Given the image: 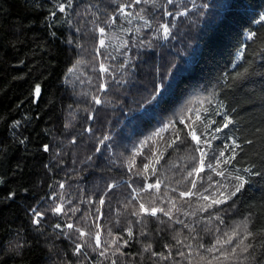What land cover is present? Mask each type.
I'll return each mask as SVG.
<instances>
[{"label": "trees", "instance_id": "trees-1", "mask_svg": "<svg viewBox=\"0 0 264 264\" xmlns=\"http://www.w3.org/2000/svg\"><path fill=\"white\" fill-rule=\"evenodd\" d=\"M261 17L264 0H0V264H218L207 249L244 224L252 247L224 264H264Z\"/></svg>", "mask_w": 264, "mask_h": 264}, {"label": "snow or ice", "instance_id": "snow-or-ice-1", "mask_svg": "<svg viewBox=\"0 0 264 264\" xmlns=\"http://www.w3.org/2000/svg\"><path fill=\"white\" fill-rule=\"evenodd\" d=\"M136 2L138 3L139 0H136ZM61 11L64 10L63 6H61ZM261 19H264V17H261ZM163 27V26H162ZM99 31L101 33H103L104 29L103 28H100ZM164 32L167 33L168 32V28L167 27H164ZM249 38H252L254 37L256 34L255 33H249ZM101 45H103V40L100 41ZM101 68L103 69V65H101ZM35 93L36 95H39L40 93V89L39 87L37 86L36 89H35ZM101 101L99 99L96 100V103H100ZM197 120H199V117H197ZM232 121L227 117L225 116V123L223 125L224 128H227L229 124H231ZM216 132H220L221 131V128L217 127L215 129ZM188 135L191 136V139L196 143V144H209L210 141H201V138L200 136L197 135V132H196V129L194 126H191V131L188 133ZM176 139L179 140L180 139V135L179 133H177V136H176ZM213 139H215V137H213ZM233 145L235 147H239V145L236 144L235 140H233ZM45 148V151L48 150V146L45 145L44 146ZM197 151H199L201 153V163L203 164V157L206 155V153L204 152L203 148H197L196 149ZM221 156H223V152H221ZM224 163H230L231 162V158H229L228 160H225L223 161ZM147 167V166H146ZM209 167H211V165H209ZM195 173H199L201 171V168L200 167H197L193 170ZM245 172H249V169L245 168L244 169ZM189 175H192V173H189ZM235 179L238 181V184L235 186V191H233L231 193L232 196H234L237 192H239L241 190V188H243L244 186V178L242 176H236ZM2 182V181H0ZM193 185H195V181H193ZM61 187H63V185H61ZM109 187H112V185H109ZM154 187H158V184L157 185H152V184H148L147 185V188L151 189V188H154ZM12 194H10L11 196ZM186 195H191L190 192H182L181 193V196H186ZM221 196H223L224 198L223 199H214L212 201V204H221V203H224V200L226 199H229L230 197L228 196H224L223 193H221ZM101 204H103V200L100 201ZM212 205H208V207H211ZM55 213H60L62 211V208L61 206H56L54 209H52ZM140 210L143 211V212H148L149 210L145 208L144 204H140ZM157 211H160V212H163V214L165 216H169L170 215V209L168 211H165L163 208H160V209H157V208H152L150 210L151 212V215L155 216ZM134 215L136 213H133ZM34 217H40L42 216L43 214L40 213V212H34L33 213ZM217 219H220L219 217H217ZM38 222L37 220H34V223ZM99 226V225H97ZM57 228L60 227V225H56ZM74 226L72 224H67V228L69 229H72ZM80 231V236H84L85 235V232L82 231V230H78ZM260 233L261 235H264V228H262L260 230ZM132 233H131V230H129V236H131ZM255 235L254 232L252 231H249L248 228H247V224H244L243 225V229L241 232H237L235 229H233L232 231V235L228 236L226 240L223 241L224 244H234L235 246L231 248V251L230 252H226V251H221L219 248H217V245H219L221 242L219 240H217L216 244L212 245V247L208 248L207 251L208 252H215V251H219L220 252V255L219 256H216L214 257V259H216L218 261V264H224V261L228 260L230 257L234 256L237 251L239 250L240 252H247L248 249L250 247H252V245L250 243H246V241L248 240L249 237H253ZM237 240H238V243H237ZM96 241L97 243L99 244V233L96 234ZM150 247V245H149ZM200 247H203V245H200ZM80 248V245H77V250H79ZM103 254V253H102ZM181 255H183V253H181ZM210 264V262H209Z\"/></svg>", "mask_w": 264, "mask_h": 264}]
</instances>
